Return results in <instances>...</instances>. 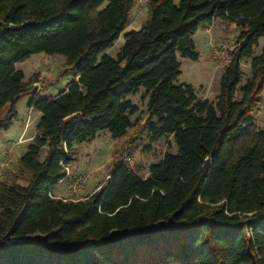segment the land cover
Wrapping results in <instances>:
<instances>
[{
	"label": "trees",
	"instance_id": "1",
	"mask_svg": "<svg viewBox=\"0 0 264 264\" xmlns=\"http://www.w3.org/2000/svg\"><path fill=\"white\" fill-rule=\"evenodd\" d=\"M138 0H0V130L33 90L17 64L37 53L67 59L73 72L55 97L35 94L36 135L17 171L0 179V264H264V0H144L147 17L106 51L129 24ZM220 20L239 29L214 101L180 83V56L197 61L200 27ZM252 57L244 81L243 58ZM137 120L153 142L172 136L177 152L143 177L125 151L109 180L80 199L54 195L100 131L119 138ZM137 136V133L136 135ZM25 180L26 185L19 181ZM38 236L37 240L32 237Z\"/></svg>",
	"mask_w": 264,
	"mask_h": 264
},
{
	"label": "rangeland",
	"instance_id": "2",
	"mask_svg": "<svg viewBox=\"0 0 264 264\" xmlns=\"http://www.w3.org/2000/svg\"><path fill=\"white\" fill-rule=\"evenodd\" d=\"M178 3L180 0H176ZM147 17V6L144 0H138L134 7L129 24L120 38L109 48L106 53L116 56L121 46L125 43V34L128 31L139 29ZM212 27L216 45L222 51L217 53L208 43L207 28ZM240 29L235 24H225L215 20L201 26L195 36L200 58L195 61L180 56L182 74L180 83H191L198 98L214 101L220 93V79L224 67L229 63L232 52L238 47L237 37ZM264 37L255 47L254 55L262 52ZM225 51V52H223ZM67 59L60 55L37 53L24 62L17 64L26 75V82L38 75L39 81L33 84V90L24 95L16 103L17 115L8 129L0 130V179L7 177L9 171H17L18 158L22 156L28 145L36 135L40 112L29 107V102L35 94L40 97H55L59 92L69 87L73 72L66 71ZM242 69L244 81L252 74V57L243 58ZM130 99L139 106V112L132 116L133 126L127 133L119 138L113 137L109 130L100 131L92 140L79 146V159L67 170V177L55 190L54 195L68 199L84 198L98 191L108 180L114 157L121 151L127 153L128 161L143 177H148L150 166L158 163L168 152L175 153L178 148L172 136H166L153 142L147 131H140L137 120L144 117L147 111L148 99L145 89L142 88ZM7 112V107L0 110V119ZM256 127L264 128V97L259 109L255 113ZM137 133V136H135ZM82 187L73 188L77 181ZM26 184L25 180H20ZM39 237H32L37 240Z\"/></svg>",
	"mask_w": 264,
	"mask_h": 264
},
{
	"label": "built area",
	"instance_id": "3",
	"mask_svg": "<svg viewBox=\"0 0 264 264\" xmlns=\"http://www.w3.org/2000/svg\"><path fill=\"white\" fill-rule=\"evenodd\" d=\"M207 37H208V41H207V43L217 52V53H220L221 51H222V49L218 46V45H216V43H215V40H214V35H213V29H212V27H208L207 28ZM223 52H225V51H223ZM230 62V61H229ZM82 187V184H81V181L79 180V181H77L74 185H73V188L75 189V190H78V189H80Z\"/></svg>",
	"mask_w": 264,
	"mask_h": 264
},
{
	"label": "water",
	"instance_id": "4",
	"mask_svg": "<svg viewBox=\"0 0 264 264\" xmlns=\"http://www.w3.org/2000/svg\"><path fill=\"white\" fill-rule=\"evenodd\" d=\"M16 241H18V240H17V239H15V240L3 239V240L0 241V246H1L2 244H6V245H8V244H11V243L16 242Z\"/></svg>",
	"mask_w": 264,
	"mask_h": 264
},
{
	"label": "crops",
	"instance_id": "5",
	"mask_svg": "<svg viewBox=\"0 0 264 264\" xmlns=\"http://www.w3.org/2000/svg\"><path fill=\"white\" fill-rule=\"evenodd\" d=\"M206 25H207V24L202 25V26L205 27ZM194 39H195V38H194ZM195 42H196V40H195ZM196 45H197V44H196ZM20 157H21V156H19L18 161H19ZM19 182H20V181H19ZM20 183H21V182H20ZM61 183H62V182H60L59 184H61ZM21 184H23V183H21ZM59 184H58V185H59ZM23 185H26V184H23ZM58 185H57V186H58ZM56 188H57V187H56ZM56 188H55V190H56ZM55 190H54V193H55ZM55 197H57V198H61V199H64V200H65V199H68V198H64L63 196H60V195H55Z\"/></svg>",
	"mask_w": 264,
	"mask_h": 264
}]
</instances>
